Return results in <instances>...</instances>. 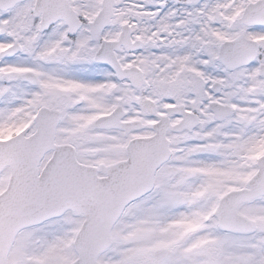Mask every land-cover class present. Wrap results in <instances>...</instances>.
<instances>
[{
	"label": "snow or ice",
	"instance_id": "snow-or-ice-1",
	"mask_svg": "<svg viewBox=\"0 0 264 264\" xmlns=\"http://www.w3.org/2000/svg\"><path fill=\"white\" fill-rule=\"evenodd\" d=\"M0 264H264V0H0Z\"/></svg>",
	"mask_w": 264,
	"mask_h": 264
}]
</instances>
